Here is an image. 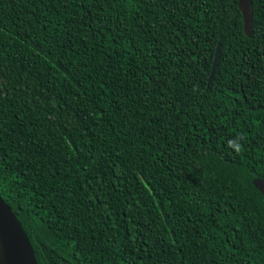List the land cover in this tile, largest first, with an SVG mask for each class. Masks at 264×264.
<instances>
[{
    "label": "trees",
    "instance_id": "trees-1",
    "mask_svg": "<svg viewBox=\"0 0 264 264\" xmlns=\"http://www.w3.org/2000/svg\"><path fill=\"white\" fill-rule=\"evenodd\" d=\"M252 1L248 36L239 0H0V195L38 264H264Z\"/></svg>",
    "mask_w": 264,
    "mask_h": 264
},
{
    "label": "water",
    "instance_id": "water-1",
    "mask_svg": "<svg viewBox=\"0 0 264 264\" xmlns=\"http://www.w3.org/2000/svg\"><path fill=\"white\" fill-rule=\"evenodd\" d=\"M244 18V31L251 36L254 23V3L239 0ZM221 47L218 44L209 83L213 80L220 62ZM256 185L264 192V179H255ZM0 264H38L34 248L16 213L0 195Z\"/></svg>",
    "mask_w": 264,
    "mask_h": 264
},
{
    "label": "clouds",
    "instance_id": "clouds-1",
    "mask_svg": "<svg viewBox=\"0 0 264 264\" xmlns=\"http://www.w3.org/2000/svg\"><path fill=\"white\" fill-rule=\"evenodd\" d=\"M237 151H239V148H237Z\"/></svg>",
    "mask_w": 264,
    "mask_h": 264
}]
</instances>
